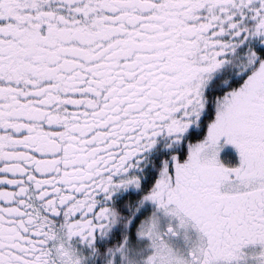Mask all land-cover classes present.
Instances as JSON below:
<instances>
[{
  "label": "snow or ice",
  "instance_id": "snow-or-ice-1",
  "mask_svg": "<svg viewBox=\"0 0 264 264\" xmlns=\"http://www.w3.org/2000/svg\"><path fill=\"white\" fill-rule=\"evenodd\" d=\"M0 264H264V0H0Z\"/></svg>",
  "mask_w": 264,
  "mask_h": 264
}]
</instances>
